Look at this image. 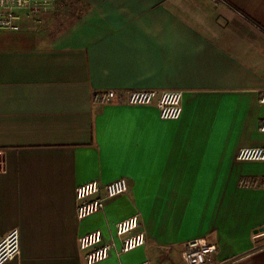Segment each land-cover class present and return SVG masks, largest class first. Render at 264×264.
I'll return each instance as SVG.
<instances>
[{"label": "crops", "instance_id": "1", "mask_svg": "<svg viewBox=\"0 0 264 264\" xmlns=\"http://www.w3.org/2000/svg\"><path fill=\"white\" fill-rule=\"evenodd\" d=\"M80 0L65 27L50 13L0 28V238L4 264H83L76 238L138 214L147 244L96 264H183L205 239L218 264H264V0ZM60 28V29H59ZM180 90L182 114L92 105L93 92ZM125 177L127 194L77 220L74 188Z\"/></svg>", "mask_w": 264, "mask_h": 264}, {"label": "built area", "instance_id": "2", "mask_svg": "<svg viewBox=\"0 0 264 264\" xmlns=\"http://www.w3.org/2000/svg\"><path fill=\"white\" fill-rule=\"evenodd\" d=\"M214 3L222 0H210ZM56 0H0V28L17 30L24 15H37L52 12ZM264 104V92L258 99ZM123 103L133 106L154 105L161 119L177 120L182 114V92L180 90H116L108 89L93 92L92 105ZM259 131L264 132V119L259 122ZM238 161H264V147L240 148L236 153ZM240 187H264V178L242 179ZM129 182L125 177L102 183L98 180L83 182L74 188V213L82 220L100 213L109 200L127 194ZM78 252L83 264H96L112 255L119 257L147 244L146 231L141 226L138 214H132L114 224L113 235L104 239L100 229H94L76 238ZM216 246L205 239H192L182 245L180 259L183 264H216L212 255ZM20 254L17 230H12L0 238V264H4ZM138 264H151L144 260ZM218 264V263H217Z\"/></svg>", "mask_w": 264, "mask_h": 264}, {"label": "rangeland", "instance_id": "3", "mask_svg": "<svg viewBox=\"0 0 264 264\" xmlns=\"http://www.w3.org/2000/svg\"><path fill=\"white\" fill-rule=\"evenodd\" d=\"M82 10L80 0H56V7L50 13V21L54 28L65 27L72 20L71 17ZM59 28V29H60Z\"/></svg>", "mask_w": 264, "mask_h": 264}]
</instances>
